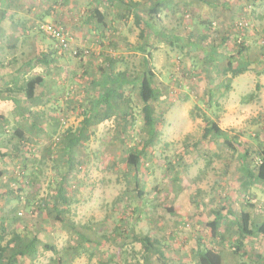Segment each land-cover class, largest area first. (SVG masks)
Listing matches in <instances>:
<instances>
[{
	"label": "rangeland",
	"instance_id": "rangeland-1",
	"mask_svg": "<svg viewBox=\"0 0 264 264\" xmlns=\"http://www.w3.org/2000/svg\"><path fill=\"white\" fill-rule=\"evenodd\" d=\"M139 1L146 4L150 0ZM209 1L217 5L168 0L166 9L153 22L151 64L155 84L164 96L152 102L156 112L163 113L159 133L148 148L147 157L133 168L124 162L122 153L142 139L144 124L139 106L133 112V125L124 135L118 132L113 118L106 119L91 127V137L80 152L86 161L69 181L73 189L70 207L74 212L73 221L85 226L83 229L77 226L78 229L92 242L100 239L103 243L100 249L95 243L85 242V248L76 247L80 240L74 232L62 229L52 220V213L41 212L35 206L40 207L41 200L59 189L57 172L62 167L57 163L55 152L49 149L50 140L79 125L83 109L95 99H92L95 91L90 81L100 74L98 66L105 55L124 57L115 66L116 70L125 66L137 69L140 52L128 49L120 37L134 43L139 27L135 26L131 15L127 20L118 19L115 7L95 0L5 1L8 5L2 9L6 13L0 16V65L25 57L34 64L33 71L42 72L47 81L45 101L31 106L38 116L34 119L39 129H30L35 134L32 143L23 150L24 157L30 159L25 169L16 157L0 160L4 171L0 178V218H6L8 232L12 229L35 232L40 241V254L32 263L27 259L26 264H50L54 252L44 248L45 242H52L56 249L77 243L73 247L81 253L70 264H100L106 259L101 251L104 247L117 253L120 247L126 261L137 264L148 252L140 242L131 240V230L156 237L169 264H195L190 249L200 237L207 242L213 227L228 241L236 237L233 217L218 225L214 222L213 210H220L223 216L231 204L230 210L238 214L244 201L250 199L257 203V216L264 212V184L253 181L248 190L241 185V173L237 169L243 151L241 146L237 145V153L229 157L231 152L223 139L210 141L203 137L205 121L201 117L204 112L220 129L239 133L251 149L264 145V37L261 32L264 0ZM96 5L109 14L105 27L94 13ZM45 21L62 26L78 53L90 49L100 54L80 58L78 54L58 53L55 40L37 30L38 24ZM203 21L211 23L217 40L224 33L230 35L228 45L236 36L233 29L238 27L251 49L261 51L259 59H262L261 65L254 63L233 77L230 89L217 96L211 105L203 96L208 84L201 72L204 68L201 56L186 53L173 37L199 36L204 31ZM41 52H53L51 55L55 57L47 68L38 61ZM12 88L5 85L3 94L12 95ZM133 93L126 90L135 100ZM16 95L22 100L20 93ZM11 103L3 100L0 104V113L4 116L0 119V128L4 126L0 133V150L6 152H11L15 143L8 133L20 124L32 123L30 118L23 121ZM53 125H56L55 133ZM5 139H9L6 147L1 145ZM37 153L44 154V160L38 165L32 162ZM253 159L255 157H250L247 161ZM135 178L136 188L143 191L138 198L134 191ZM251 242L255 250L264 252V241L254 238ZM247 247L250 248V244L247 243ZM221 254L223 264L239 262V256L229 246L224 245ZM120 256L116 254L113 262L117 263ZM148 258L153 264H161L154 254L150 253Z\"/></svg>",
	"mask_w": 264,
	"mask_h": 264
},
{
	"label": "trees",
	"instance_id": "trees-1",
	"mask_svg": "<svg viewBox=\"0 0 264 264\" xmlns=\"http://www.w3.org/2000/svg\"><path fill=\"white\" fill-rule=\"evenodd\" d=\"M6 0H0V16L6 13L3 11L2 6L8 5ZM101 3H109L117 10V18L127 20L131 15L136 27H139L138 37L134 43L127 42L125 37H120V40L126 43L128 49L137 50L140 52L137 69H129L125 66L122 69L116 70L115 66L124 60L122 55H105L100 62L98 68L100 74L90 81L91 87L95 91L93 103H89L87 109L82 111V119L79 125L72 130L66 129L65 132L58 134L55 138L51 139L52 146L50 150L54 151L57 157V163H59L62 169L57 172L59 179V189L54 195H50L46 200L40 201V207L35 206L41 212L47 214L52 213V220L59 225L62 229H67L74 232V235L79 238V243L75 245H69L62 249H56L52 242H45L43 246L45 249L52 250L54 257L50 260V264H70L81 251H77L76 247H84L85 243H95L97 249H100L103 245L101 240L90 241L85 236V233L80 229H83L84 225H78L73 221L74 212L70 207L69 199L72 188L69 181H72V174L79 170L86 159L82 158L81 150L85 149L86 143L91 137V127L96 126L106 119L113 118L117 124L118 132L124 135L128 129L131 128L134 118V110L139 106V112L143 119V135L139 143L134 146H128L123 150V159L128 166L136 168L143 161L148 154V148L153 143V140L158 135L159 127L161 124L162 113L156 112L152 102H157L164 96L161 88L155 84V73L152 66V50L154 48V34L155 26L153 22L159 19L160 13L167 7L168 0H150L146 4L141 3L139 0H95ZM199 4H209L216 6L217 4L209 0H195ZM96 3V4H97ZM120 11V12H119ZM94 13L97 16L99 23L103 27L107 26L106 19L109 14L105 11L95 7ZM239 13H243L240 10ZM1 22V21H0ZM204 31L199 36L184 35L176 36L175 40L178 41V47L185 50L186 53H197L201 56L202 63L204 65L202 73L205 74L208 87L203 92L206 103L211 105L217 96L224 95L231 87V79L257 63L262 64V59H259L261 51L251 49V45L244 41L243 34L240 33V29L237 27L234 30L235 37H232L231 45L227 44V39L230 35H226L217 40L215 36V29H212L210 22H202ZM147 28V29H146ZM231 31V29H230ZM229 31V32H230ZM238 32V34H237ZM261 32L264 37V26L261 27ZM103 35V33L101 32ZM173 43V39H169ZM218 41V42H216ZM56 50H58L56 48ZM53 50V52H56ZM53 52H41L38 55V61L44 67H49L54 63L55 57L52 56ZM58 52V51H57ZM61 53H69L71 50H64ZM78 54V55H77ZM78 57L82 58L87 55H99L100 52H91V50H79ZM89 55V56H90ZM224 63L222 66L221 64ZM34 64L30 59L25 57L13 58L6 62V64L0 65V104L3 100H12L13 105L16 106L17 113L24 120L32 119V123L27 122L16 126L13 131L8 133L15 143L12 144L11 152L0 150V160L13 156L16 157L19 163H21L22 169H25L26 162L30 159L24 157L23 150L28 144L32 143V136L35 132L30 129H39V125L36 124L34 118H38L37 114L32 111L33 105L44 102L43 96L45 95L44 88L47 85V81L42 72L33 71ZM215 67V69H213ZM213 69V70H211ZM264 73V68L262 70ZM218 73V74H217ZM7 75L8 79L12 80V95H5L3 87L6 85L3 77ZM215 74L216 77H215ZM219 77V80L216 78ZM128 92H134L135 100ZM216 91L219 92L217 95ZM21 94L22 100L16 95ZM23 101V102H22ZM133 103H135L133 105ZM30 104V106H29ZM160 106V105H159ZM202 119L205 121L203 128V137L209 138L210 141L216 139H223V143L230 150L229 157H233L237 153V145L241 146L242 152L239 155L238 171L241 173V185L244 189L248 190L253 184H264V145L260 144L257 149H251L248 143L241 139L239 133H230L228 130H222L207 116L206 113L201 114ZM0 119H4V116L0 113ZM38 125V126H37ZM4 126L0 128V133H3ZM52 130L56 132V125L52 126ZM9 136V137H10ZM9 139L2 140L4 147L7 146ZM250 157H255L252 161H247ZM36 159L32 162H36L38 165L44 159V154L35 156ZM56 163V162H55ZM170 164V163H169ZM170 166H173L170 164ZM37 168V167H36ZM4 175L3 168L0 167V178ZM31 178V183L33 181ZM134 191L135 196L141 197L142 190L136 188L137 181L134 179ZM139 191V192H138ZM33 203H36L33 201ZM38 204V203H37ZM256 202H252L250 199H246L240 212L238 214L232 212L231 204L229 205L226 214L223 216L220 210H213L214 222L222 224L227 220L229 216L233 217V223L236 226V237L231 242L222 233H218L217 230L211 229L207 235V242L201 237L197 239L194 247L190 249L192 260L195 264H223L221 251L226 245L229 248H233L234 253L239 256V262L237 264H264V252L255 250L251 239L257 238L264 241V212L257 216L256 211L258 207ZM29 205H31L29 203ZM50 210V211H49ZM140 211V209L138 210ZM38 221V217L36 216ZM6 218H0V264H26L27 259L29 262H33L34 259L40 254L38 245L40 243L38 236L35 232L27 230H15L12 229L8 232L6 225ZM80 229H78V227ZM10 236L7 237V235ZM7 237V238H6ZM129 237L132 241L140 242L148 254L143 255V259L139 260L137 264H153L149 254L156 255L157 261L161 264H169V259L164 255V249L161 243L156 237H151L146 233L133 232L131 230ZM226 240V242H225ZM246 240H248L246 242ZM250 244V248L247 247ZM77 245V246H76ZM76 246V247H73ZM118 253L111 252L112 250L104 247L102 254L105 255V261H101L100 264H131L126 261L124 251H120V247L117 248ZM120 252V253H119ZM120 254L119 261L114 263L112 258Z\"/></svg>",
	"mask_w": 264,
	"mask_h": 264
},
{
	"label": "built area",
	"instance_id": "built-area-1",
	"mask_svg": "<svg viewBox=\"0 0 264 264\" xmlns=\"http://www.w3.org/2000/svg\"><path fill=\"white\" fill-rule=\"evenodd\" d=\"M37 30L55 40V47L58 49V53L64 50H71L74 55L78 53V50L71 46L70 39L65 34L62 26L45 21L38 24Z\"/></svg>",
	"mask_w": 264,
	"mask_h": 264
},
{
	"label": "crops",
	"instance_id": "crops-1",
	"mask_svg": "<svg viewBox=\"0 0 264 264\" xmlns=\"http://www.w3.org/2000/svg\"><path fill=\"white\" fill-rule=\"evenodd\" d=\"M1 78V77H0ZM3 79H4V81H8V82H4V84H6V85H12V80L10 79V77H9V79H8V77H7V75L5 74V76L3 77ZM2 94H3V92H2ZM3 95H5V94H3ZM9 101V100H8ZM12 101L10 100V103H11ZM12 104V103H11Z\"/></svg>",
	"mask_w": 264,
	"mask_h": 264
}]
</instances>
